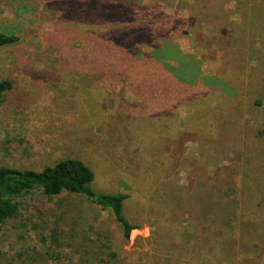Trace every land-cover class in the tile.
<instances>
[{"label": "rangeland", "instance_id": "rangeland-1", "mask_svg": "<svg viewBox=\"0 0 264 264\" xmlns=\"http://www.w3.org/2000/svg\"><path fill=\"white\" fill-rule=\"evenodd\" d=\"M0 34V167L78 159L135 228L31 192L0 264H264V0H0Z\"/></svg>", "mask_w": 264, "mask_h": 264}, {"label": "trees", "instance_id": "trees-1", "mask_svg": "<svg viewBox=\"0 0 264 264\" xmlns=\"http://www.w3.org/2000/svg\"><path fill=\"white\" fill-rule=\"evenodd\" d=\"M117 13L124 12L118 10ZM128 17L129 14H127L126 19L121 18V23L118 24L119 27L112 28L108 30L107 33L111 34L115 32L114 36L117 37L120 32H124L125 36L129 35L128 40L130 38L136 40L135 37L141 33L147 34L148 36L146 37L149 39L156 34L148 29H146L147 31H137L136 29L134 32H131V28H134V20H132L133 17ZM107 33L105 36H107ZM17 40L18 38L13 35L0 34V47L11 45L17 42ZM105 42L117 43L111 38L105 39ZM133 45L138 48L141 47L140 45H147L150 47L152 45L155 51H158V48L153 46L152 40H137L134 41ZM148 56L152 58L153 54H149ZM12 87L13 84L11 81H0V98ZM93 180V171L78 159L60 160L54 165L45 167L40 171L15 170L7 167H0V224L16 214L17 203L14 201V198L35 191H40L48 197L67 192L82 195L100 208L109 210L115 220L121 224L124 238L128 239L131 231L135 228L125 220L122 213L126 196L122 194H103L95 192L91 188Z\"/></svg>", "mask_w": 264, "mask_h": 264}, {"label": "crops", "instance_id": "crops-1", "mask_svg": "<svg viewBox=\"0 0 264 264\" xmlns=\"http://www.w3.org/2000/svg\"><path fill=\"white\" fill-rule=\"evenodd\" d=\"M199 6V5H198Z\"/></svg>", "mask_w": 264, "mask_h": 264}]
</instances>
